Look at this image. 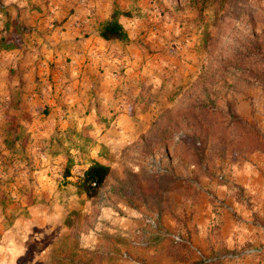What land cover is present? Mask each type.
Listing matches in <instances>:
<instances>
[{"label":"rangeland","instance_id":"374dc122","mask_svg":"<svg viewBox=\"0 0 264 264\" xmlns=\"http://www.w3.org/2000/svg\"><path fill=\"white\" fill-rule=\"evenodd\" d=\"M43 1L0 0V54L16 32L33 34L17 18ZM143 5L128 46L144 79L129 97L153 123L111 159L94 198L73 158L59 159V189L41 177L12 188L4 166L0 264H264V167L253 161L264 160V0Z\"/></svg>","mask_w":264,"mask_h":264},{"label":"crops","instance_id":"0c3cea01","mask_svg":"<svg viewBox=\"0 0 264 264\" xmlns=\"http://www.w3.org/2000/svg\"><path fill=\"white\" fill-rule=\"evenodd\" d=\"M143 9V0H44L40 12L17 18L33 34L16 32L0 54V177L10 167L12 188L41 177L45 189H59L62 158L81 164L80 175L95 162L111 174V159L133 153L153 123L129 97L144 79L143 55L128 46ZM114 18L127 40L101 36Z\"/></svg>","mask_w":264,"mask_h":264},{"label":"trees","instance_id":"16d2710c","mask_svg":"<svg viewBox=\"0 0 264 264\" xmlns=\"http://www.w3.org/2000/svg\"><path fill=\"white\" fill-rule=\"evenodd\" d=\"M101 36L109 41L113 39L127 40L128 34L124 30L123 26L120 25L116 18L108 22L101 33ZM110 167L101 163L95 162L83 173V177H80L79 187L89 197H96L100 189L105 185L107 178L110 174ZM65 177H70V169L67 168L65 171Z\"/></svg>","mask_w":264,"mask_h":264},{"label":"built area","instance_id":"2783aa9c","mask_svg":"<svg viewBox=\"0 0 264 264\" xmlns=\"http://www.w3.org/2000/svg\"><path fill=\"white\" fill-rule=\"evenodd\" d=\"M81 177H83V174H81Z\"/></svg>","mask_w":264,"mask_h":264}]
</instances>
